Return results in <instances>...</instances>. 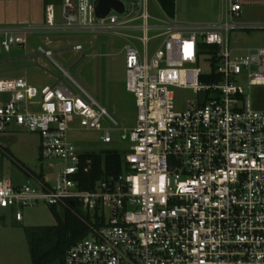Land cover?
<instances>
[{
	"label": "built area",
	"instance_id": "1",
	"mask_svg": "<svg viewBox=\"0 0 264 264\" xmlns=\"http://www.w3.org/2000/svg\"><path fill=\"white\" fill-rule=\"evenodd\" d=\"M95 1L63 0L60 12L47 6L43 23L0 25L1 45L11 51L33 34L98 31L140 41L143 50L134 40L126 45V86L136 98L137 120L121 134L129 142L122 171L82 187V170L92 161H83L86 152L71 132L99 131L112 143L104 120L118 122L79 83L0 78V134L37 133L40 158L60 165L54 182L23 166L35 184L14 183L0 165V211L10 209L22 221L23 208L45 202L91 214L90 233L67 251L64 264H264V109L247 92L264 85V45L231 47L242 3L223 0L224 20L186 25L163 5L166 18L154 16L149 0H120L123 11L112 8L104 17ZM156 38L162 40L150 54ZM38 50L52 59L51 49ZM178 88L200 97L179 109Z\"/></svg>",
	"mask_w": 264,
	"mask_h": 264
},
{
	"label": "rangeland",
	"instance_id": "2",
	"mask_svg": "<svg viewBox=\"0 0 264 264\" xmlns=\"http://www.w3.org/2000/svg\"><path fill=\"white\" fill-rule=\"evenodd\" d=\"M132 1L138 0H126L129 5ZM240 2L242 13L235 21L241 26L229 32L231 47L242 51V48L264 45V0ZM149 5L154 16L166 18L161 1L149 0ZM57 8L60 12L61 6ZM225 8L223 0H175V13L171 17L186 25L215 24L225 19ZM129 40H134L143 50L140 41L122 33L105 31L33 34L28 37L26 45L15 44L11 51L3 49L0 38V78L24 77L37 86L60 81L62 85L76 88L75 80L118 122V125H114L108 118L104 120L114 137L112 143H104L99 131L79 129L71 132L78 149L95 153L116 150L122 156L128 151L129 142L121 140V134L131 130L137 120L136 98L126 86L125 54ZM161 40L156 38L151 41L150 54ZM77 43L84 46L83 51L71 49ZM39 46L51 49L54 52L52 59L39 54ZM201 67L204 71L209 68L204 60H201ZM62 77L63 80L60 79ZM242 83L247 84V81L242 79ZM247 92L255 107L264 109V85H254ZM198 97L200 95L192 89L178 88L176 106L185 109L189 99ZM0 145L10 152L7 155L0 150L3 175L14 183L35 184L24 168L36 173L45 172L51 182L55 181L59 161L40 158V137L37 133L10 129L0 134ZM64 209L57 207L60 216H63ZM22 212L24 220L17 221L12 210L0 211V264H32L27 229L58 223L53 206L45 202L25 207ZM60 263V260H56L50 264Z\"/></svg>",
	"mask_w": 264,
	"mask_h": 264
},
{
	"label": "trees",
	"instance_id": "3",
	"mask_svg": "<svg viewBox=\"0 0 264 264\" xmlns=\"http://www.w3.org/2000/svg\"><path fill=\"white\" fill-rule=\"evenodd\" d=\"M161 2L167 13L174 16L175 0ZM5 150L10 154L7 148ZM82 157L84 162L88 159L92 161L89 170L87 168L82 170L83 188H94L103 177L116 175L122 171V157L116 150H107L103 153L86 152ZM77 210L74 212L71 209H64L63 216H60L57 207L53 206V211L58 216L56 225L27 229L32 264H50L56 260L64 264L67 251L90 233L88 222L92 221V215L81 209Z\"/></svg>",
	"mask_w": 264,
	"mask_h": 264
},
{
	"label": "crops",
	"instance_id": "4",
	"mask_svg": "<svg viewBox=\"0 0 264 264\" xmlns=\"http://www.w3.org/2000/svg\"><path fill=\"white\" fill-rule=\"evenodd\" d=\"M62 1L63 0H0V25L43 23L46 19L47 6L53 4L57 8L61 6ZM246 49L247 48H242V52Z\"/></svg>",
	"mask_w": 264,
	"mask_h": 264
},
{
	"label": "water",
	"instance_id": "5",
	"mask_svg": "<svg viewBox=\"0 0 264 264\" xmlns=\"http://www.w3.org/2000/svg\"><path fill=\"white\" fill-rule=\"evenodd\" d=\"M112 8H116V9H119L120 11H123L124 5L122 1L120 0H96L95 1L96 14L99 17L106 16Z\"/></svg>",
	"mask_w": 264,
	"mask_h": 264
}]
</instances>
